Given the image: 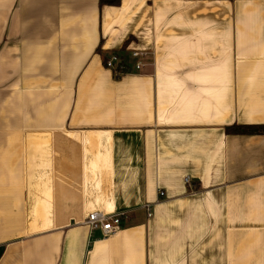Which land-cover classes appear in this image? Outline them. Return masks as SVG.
<instances>
[{"label": "crops", "instance_id": "0c3cea01", "mask_svg": "<svg viewBox=\"0 0 264 264\" xmlns=\"http://www.w3.org/2000/svg\"><path fill=\"white\" fill-rule=\"evenodd\" d=\"M232 124L264 129V0H0V264H264V131Z\"/></svg>", "mask_w": 264, "mask_h": 264}, {"label": "built area", "instance_id": "2783aa9c", "mask_svg": "<svg viewBox=\"0 0 264 264\" xmlns=\"http://www.w3.org/2000/svg\"><path fill=\"white\" fill-rule=\"evenodd\" d=\"M144 51L134 50L131 52V57L135 58L133 62V68L139 70L143 66L142 58L145 57ZM104 67L111 70L115 77H119L125 73L130 72L128 63L119 54H112L104 60ZM184 183L190 187L192 186L191 177L186 175L184 177ZM159 195H163L160 191ZM148 211V215H149ZM125 215V212H117L112 214H105L101 211H92L87 214L85 223L89 227V233L92 234L94 230H99L101 238H107L115 235L121 228V219Z\"/></svg>", "mask_w": 264, "mask_h": 264}, {"label": "trees", "instance_id": "16d2710c", "mask_svg": "<svg viewBox=\"0 0 264 264\" xmlns=\"http://www.w3.org/2000/svg\"><path fill=\"white\" fill-rule=\"evenodd\" d=\"M99 5H109V6H118L120 0H98ZM225 131L228 134H251L264 131L263 127L253 126V125H239L232 124L225 127Z\"/></svg>", "mask_w": 264, "mask_h": 264}]
</instances>
